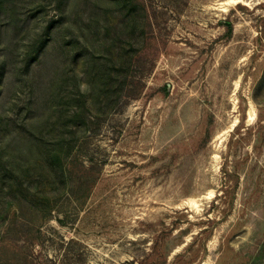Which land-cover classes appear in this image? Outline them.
I'll use <instances>...</instances> for the list:
<instances>
[{
    "label": "rangeland",
    "instance_id": "rangeland-1",
    "mask_svg": "<svg viewBox=\"0 0 264 264\" xmlns=\"http://www.w3.org/2000/svg\"><path fill=\"white\" fill-rule=\"evenodd\" d=\"M203 262L264 264V0H0V264Z\"/></svg>",
    "mask_w": 264,
    "mask_h": 264
},
{
    "label": "trees",
    "instance_id": "trees-1",
    "mask_svg": "<svg viewBox=\"0 0 264 264\" xmlns=\"http://www.w3.org/2000/svg\"><path fill=\"white\" fill-rule=\"evenodd\" d=\"M228 31L231 32V25L229 24L227 27Z\"/></svg>",
    "mask_w": 264,
    "mask_h": 264
},
{
    "label": "bare ground",
    "instance_id": "bare-ground-1",
    "mask_svg": "<svg viewBox=\"0 0 264 264\" xmlns=\"http://www.w3.org/2000/svg\"><path fill=\"white\" fill-rule=\"evenodd\" d=\"M201 264H205V263L203 262V263H201Z\"/></svg>",
    "mask_w": 264,
    "mask_h": 264
}]
</instances>
